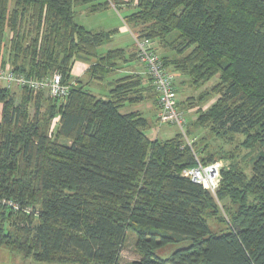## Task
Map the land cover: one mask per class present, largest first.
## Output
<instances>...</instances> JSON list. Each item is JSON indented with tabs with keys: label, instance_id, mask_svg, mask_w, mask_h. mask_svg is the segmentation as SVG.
I'll use <instances>...</instances> for the list:
<instances>
[{
	"label": "trees",
	"instance_id": "obj_1",
	"mask_svg": "<svg viewBox=\"0 0 264 264\" xmlns=\"http://www.w3.org/2000/svg\"><path fill=\"white\" fill-rule=\"evenodd\" d=\"M84 4L91 13L116 7L133 34L151 39L178 95L217 77L178 106L197 107L213 136L244 139L230 152L189 143V127L149 136L142 111H123L146 91L158 100L149 74L146 85L140 75L114 79L108 96L73 79L81 56L94 59L95 79L127 59L124 48L100 53L116 30L81 24ZM8 64L29 78L61 73L70 92L0 83V245L45 263L264 264V0H0V66ZM241 147L255 152L250 174L233 155ZM218 156L232 161L216 194L184 175ZM210 217L223 226L214 230ZM129 233L139 258L123 262Z\"/></svg>",
	"mask_w": 264,
	"mask_h": 264
},
{
	"label": "built area",
	"instance_id": "obj_2",
	"mask_svg": "<svg viewBox=\"0 0 264 264\" xmlns=\"http://www.w3.org/2000/svg\"><path fill=\"white\" fill-rule=\"evenodd\" d=\"M133 35L137 58L144 63L146 72L151 76L155 89L158 92V122L162 125L165 123L174 124L184 132L187 118L184 111L178 106L175 73L166 68L160 55L154 51L151 39ZM0 83H5L8 87L14 85L28 86L36 91L48 89L49 93L54 97H65L70 92V85L64 83L61 73L56 72L42 79L29 78L22 73L15 72L10 64L6 67L0 66ZM187 140L189 143H192L191 139ZM224 167L225 163L220 159L207 164L199 162L198 165L185 169L184 175L191 178L192 181L202 184L213 194H216L221 183V173Z\"/></svg>",
	"mask_w": 264,
	"mask_h": 264
},
{
	"label": "rangeland",
	"instance_id": "obj_3",
	"mask_svg": "<svg viewBox=\"0 0 264 264\" xmlns=\"http://www.w3.org/2000/svg\"><path fill=\"white\" fill-rule=\"evenodd\" d=\"M88 5L89 4H84V5H80L76 8L78 11L77 19L81 23H82V21H84L86 23L88 22L87 24H89V22H92V24L93 23H95V24L101 23L103 20L102 16L106 14V12H104L105 10H102L101 12L97 11L96 13L92 12V14L88 11L87 12L90 14L86 13L85 12L86 10H84L82 12L84 7L86 8V6H88ZM122 12H123V10H122ZM88 15H90V16H88ZM117 17H119V16H117ZM121 23L122 22H119V24H121ZM122 24H121V26H123ZM9 35L10 34H7V37ZM132 36H134L133 32H132ZM135 47H136V45H135ZM81 57H84V56H81ZM85 58H87V57H85ZM82 79L85 83H90V81H95V83H97L99 81V79H95L94 77L89 75L88 70H87L86 75L83 76ZM216 79H217V77L213 78L208 84L203 85L198 89H196L192 86H190V87L185 86L183 88L184 90L183 89H182L183 91L181 90V94L179 93L180 95H178V97L183 102V100L186 101L187 99H189L190 96H198L206 87L211 86L212 83L216 81ZM95 83L91 84V90L92 91L96 90L94 88V86L97 84H95ZM13 90L17 93V96L20 97V95H19V94H21L20 88L15 86L13 88ZM46 96H47V94L44 95V97H46ZM214 97L215 96H212L211 99L209 100L210 102L208 101L207 103H204L203 106H205V105L208 106L214 100ZM182 104H184V103H182ZM131 105L132 104H128L127 106L130 107ZM35 108L36 107H35L34 103L30 105L31 113H33L35 111ZM190 108H194V107H190ZM183 109H185L184 112H185L186 118L189 121V123H188L189 126L187 125L186 127H189V129H191V133L189 134V139H192V142L198 141L199 143H208V147L212 151L220 149L221 145L224 147V149H226L227 151H230V150H234V147L244 139L243 135H236L235 139L232 142H229V141L225 140L224 137H221V136L216 137L215 135L213 136L212 133L209 131V129H205L203 127H200V125L197 123V121H196L197 108L192 109V111H190L189 113L187 112L189 110V108H186L185 106H183ZM57 120H58V117H56L54 119L53 125L57 122ZM159 125H160V123H159ZM163 125L167 126V127L168 126L171 127L172 132L163 131V133L161 135L162 138H170L176 134V133H174L176 130H178V131L180 130V128H178L174 124L165 123ZM163 125H161L160 128L161 127L163 128L164 127ZM147 131L149 133L150 128ZM173 133H174V135H173ZM254 153H255L254 150L248 149L246 147H241L233 153V155L236 156L242 162L243 166L245 167V169L247 170V172L249 174L251 173V167H252ZM216 159L222 160L223 163H225V166H228L232 161L230 158L229 159L221 158L219 156ZM221 175H222V173H221ZM209 223L214 230H219V228H221L223 226L222 224L218 223V220L215 217H210ZM6 224L9 225V222H7ZM135 241H136L135 235L133 233H129L128 240L126 241L124 248L122 250L123 262H130L136 258H139V254L135 249ZM189 244H190L189 240L169 243V244L159 248L157 250V255L161 258H168L176 250L187 247ZM0 264H59V263L39 262V261H36L33 257H27L26 255H24L20 251L13 250L9 247L0 245Z\"/></svg>",
	"mask_w": 264,
	"mask_h": 264
},
{
	"label": "crops",
	"instance_id": "obj_4",
	"mask_svg": "<svg viewBox=\"0 0 264 264\" xmlns=\"http://www.w3.org/2000/svg\"><path fill=\"white\" fill-rule=\"evenodd\" d=\"M135 3H136V1H135ZM89 6L90 5L86 6V8L84 7L82 12L84 10H86L85 12L88 13L90 10ZM103 10H105L104 12H106V14L102 16L103 20L101 23H96V24L93 23L92 24V22H89V24H87L88 22L86 23V22L82 21V23H81L78 19L77 20L81 24L85 25L87 28L92 29V30H116V33L112 35L111 41L102 45L99 48V51H100V53H105L109 49L124 48L126 50L127 59L126 60H120V61L116 62V65L111 68V71H109L106 74L105 78L99 79V81H98L99 83L98 82L95 83V81H90V83H88L89 87L91 88V84L95 83V84H97L94 86V88L96 90H94L93 92L97 95H100V96H108L109 91H110V87H111V83L114 79H117L119 77H123L126 75H131V74L132 75H140V76L144 77V84L145 85L150 84L144 63H142L135 56L136 47H135L134 37L132 36V30L130 29V27L122 19V15L124 13L121 14L120 13L121 11L119 12L116 9V7H114V6H110L106 9H103ZM122 10H126L125 6H124V9H122ZM101 11L102 10H100L99 12H101ZM90 13H88V14H90ZM94 13H96V12H94ZM88 16H90V15H88ZM117 16H119V17H117ZM119 22H122L123 24L122 23L121 24L123 26H121V24H119ZM155 45H156V43H155ZM157 47H158V49H160L159 46H157ZM92 63H94V59L79 57L76 60V63L74 64V67L72 69V75L74 77L73 79H75L77 77L82 79L83 76L86 75L87 70L89 69V67L91 66ZM74 81L76 83H78L76 80H74ZM146 93H147L148 97L144 101H142L140 103L132 104L130 107L126 106L123 109V111L124 112H131V111H136V110L142 111L144 113V115L149 119L150 124H151L150 125V132L148 133L149 136H151V137L157 136L159 138H162L161 135H162L163 131L172 132L171 127H169V126L167 127V126L163 125L164 127L160 128V126L162 124L159 125V123L157 122L158 110H159V104H158L157 96L154 94V90L152 92L146 91ZM178 99H179V97H178ZM196 108L197 107L189 108V110L187 112L189 113L190 111H192V109H196ZM196 117H197V115H196ZM177 132H178V130H176L174 133H177ZM174 133H173V135H174Z\"/></svg>",
	"mask_w": 264,
	"mask_h": 264
}]
</instances>
